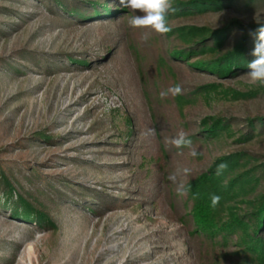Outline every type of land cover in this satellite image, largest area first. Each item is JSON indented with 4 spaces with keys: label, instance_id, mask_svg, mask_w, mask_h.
I'll list each match as a JSON object with an SVG mask.
<instances>
[{
    "label": "rangeland",
    "instance_id": "1",
    "mask_svg": "<svg viewBox=\"0 0 264 264\" xmlns=\"http://www.w3.org/2000/svg\"><path fill=\"white\" fill-rule=\"evenodd\" d=\"M235 1L169 12L167 23L175 22L173 31L232 25L238 30L225 44L232 51L264 23V0ZM135 14L119 0H0V264H216L189 217L187 184L236 153L264 165V132L245 139L251 121L264 118V85L249 83L247 72L196 69L211 61L202 51L175 59L186 51L176 32L152 31L142 41L150 30L129 27ZM177 84L186 103L160 98ZM211 117L230 122L232 135L205 139L200 124ZM180 131L197 136L191 148L165 142ZM185 167L187 175L168 179ZM261 174L227 206L250 214L264 193ZM20 199L52 224L16 217Z\"/></svg>",
    "mask_w": 264,
    "mask_h": 264
},
{
    "label": "trees",
    "instance_id": "2",
    "mask_svg": "<svg viewBox=\"0 0 264 264\" xmlns=\"http://www.w3.org/2000/svg\"><path fill=\"white\" fill-rule=\"evenodd\" d=\"M256 1L259 0H247L242 3L249 7L250 2L255 3ZM235 3V0H190L189 2L175 0L174 7L176 14L189 15L220 10ZM169 17L167 16V19ZM173 23L175 22L170 21L169 26L171 27ZM234 28L231 25L219 31L205 27H180L176 31L171 30L169 34L176 32L181 43L180 46L184 45V50L187 51H177L172 56L175 59L185 60L186 56L193 57L197 52L200 51L201 53L202 51L211 57V61L204 60L194 63L193 66L196 69L224 77L245 73L248 71L247 63L254 59L251 52L254 48L255 38L249 35V32H245L243 39L237 43L232 51L230 49L225 50L228 36L233 35L238 30ZM256 28L251 27V30ZM214 87V85L210 86L208 90H216ZM231 94L235 96V99L247 97L238 92H231ZM177 99L178 105L186 103L183 96L178 95ZM188 102L191 103V100ZM201 123L199 133L203 134L205 139L215 140L224 134L232 135L230 122L227 123L223 119L211 117ZM249 126L250 130L245 137L247 140L254 138L255 130H257V134L264 132V118L251 121ZM188 138L193 142L197 136H188ZM252 159L253 157H249L246 153H236L223 157L211 166L209 172L198 176L187 184L189 191V202L187 203H192L189 217H192L195 226L198 227V234H203L209 238L210 241L206 246L211 248H207V252L214 251L213 261L216 264L224 263L220 257L229 259L231 264H264V193L260 196L258 204L253 206V211L250 214L241 216L233 206H227L239 196L240 191L245 192L251 183L261 182L260 176L261 173H264V165L252 166ZM220 163H226L227 168L217 175L216 168ZM2 177L6 192L11 194L10 183L3 175ZM213 195L220 197L215 208L211 206ZM26 203L20 199L18 205L23 207L22 212H20L17 204V207L12 209L16 217L25 220L35 218L41 226L52 224L48 215L36 213ZM234 239L237 241L234 243L235 251L231 253L222 252L220 255L221 249L229 248L230 241Z\"/></svg>",
    "mask_w": 264,
    "mask_h": 264
},
{
    "label": "clouds",
    "instance_id": "3",
    "mask_svg": "<svg viewBox=\"0 0 264 264\" xmlns=\"http://www.w3.org/2000/svg\"><path fill=\"white\" fill-rule=\"evenodd\" d=\"M122 7L132 10L135 14L128 20L129 27L133 29H148L150 31H145L141 34V40L146 42L150 38V34L154 31L157 34L165 35L169 33L172 29L167 23V15L169 12H175L176 9L173 6V0H119ZM257 22V21H256ZM256 29L251 30L249 35L255 38L254 48L251 55L254 59L247 63V73L245 74L248 78V82L251 84H261L264 85V23H259ZM173 97L183 94L182 87L177 84L168 89L161 91L159 93L160 98L164 99L168 95ZM155 129L151 128L148 130V135H154ZM168 144L175 146L176 148H183L192 146V140L188 138L187 133L180 131L175 137L170 140L165 141ZM190 155L193 157L197 155V151L192 149ZM227 168L226 163H220L217 165L216 174L219 175L223 170ZM191 170L187 167L177 170L176 174H172L168 179L173 182L176 181L177 175L181 172L187 175ZM178 195H186L187 192L181 183L177 188ZM220 197L218 195H213L211 197V206L213 208L218 205Z\"/></svg>",
    "mask_w": 264,
    "mask_h": 264
}]
</instances>
